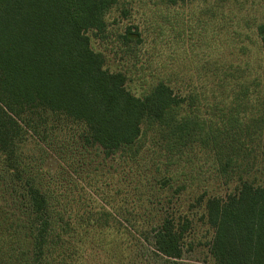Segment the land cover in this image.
I'll return each instance as SVG.
<instances>
[{
  "label": "rangeland",
  "instance_id": "obj_1",
  "mask_svg": "<svg viewBox=\"0 0 264 264\" xmlns=\"http://www.w3.org/2000/svg\"><path fill=\"white\" fill-rule=\"evenodd\" d=\"M105 22L104 32L87 33L92 49L137 97L169 85L178 104L166 120L179 118L182 145L147 120L114 155L92 149L97 165L79 151L101 147H83L81 126L58 116L43 137L0 135L19 144L17 163L23 156L21 167L0 168V264L37 254L29 187L48 202L43 264H216L206 199L264 183V49L255 33L264 0H114Z\"/></svg>",
  "mask_w": 264,
  "mask_h": 264
},
{
  "label": "trees",
  "instance_id": "obj_2",
  "mask_svg": "<svg viewBox=\"0 0 264 264\" xmlns=\"http://www.w3.org/2000/svg\"><path fill=\"white\" fill-rule=\"evenodd\" d=\"M113 3L0 0V135L13 131L17 143L29 133L43 137L49 119L58 116L81 126L83 147H101L79 151L87 163L97 165L96 149L108 157L131 146L147 120L154 122L157 134L172 136L176 146L182 145L179 118L166 120V111L178 104L169 85L159 82L147 97H137L127 90L125 75L107 70L103 55L91 47L87 33L104 32L105 15ZM255 33L264 49V23ZM43 141L50 145L46 138ZM19 148L0 136V168L21 167L23 156L19 163L15 160ZM39 173L36 167L31 175ZM95 182L94 191L106 200L104 183ZM25 196L37 250L29 264H43L40 254L50 234L48 202L34 187ZM204 207L213 229L208 251L216 264H264V183L242 181L226 197H208ZM160 251L175 255L163 247Z\"/></svg>",
  "mask_w": 264,
  "mask_h": 264
}]
</instances>
